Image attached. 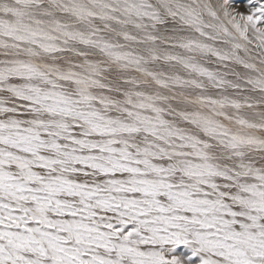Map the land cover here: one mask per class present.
<instances>
[{
  "label": "snow or ice",
  "instance_id": "6c2138e0",
  "mask_svg": "<svg viewBox=\"0 0 264 264\" xmlns=\"http://www.w3.org/2000/svg\"><path fill=\"white\" fill-rule=\"evenodd\" d=\"M0 264H264V0H0Z\"/></svg>",
  "mask_w": 264,
  "mask_h": 264
}]
</instances>
